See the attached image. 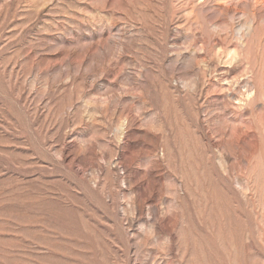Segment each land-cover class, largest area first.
<instances>
[{"label": "rangeland", "instance_id": "1", "mask_svg": "<svg viewBox=\"0 0 264 264\" xmlns=\"http://www.w3.org/2000/svg\"><path fill=\"white\" fill-rule=\"evenodd\" d=\"M0 264H264V0H0Z\"/></svg>", "mask_w": 264, "mask_h": 264}]
</instances>
